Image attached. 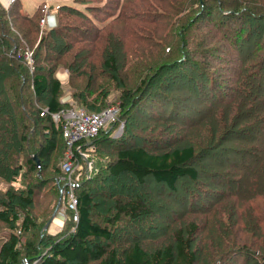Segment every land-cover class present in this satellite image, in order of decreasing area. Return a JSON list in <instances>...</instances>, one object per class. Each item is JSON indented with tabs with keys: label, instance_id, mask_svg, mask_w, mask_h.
Wrapping results in <instances>:
<instances>
[{
	"label": "trees",
	"instance_id": "obj_1",
	"mask_svg": "<svg viewBox=\"0 0 264 264\" xmlns=\"http://www.w3.org/2000/svg\"><path fill=\"white\" fill-rule=\"evenodd\" d=\"M16 2L19 0L13 4ZM75 3L61 8L90 23L85 11L92 8L83 11L80 5L85 3ZM166 5L170 10L165 16L155 10L147 12L153 9L147 0L141 6L146 12L140 17L136 10L122 4L115 6L114 14L108 13L113 21L123 23L153 24L157 18L174 17L170 27L175 29L162 39L165 44L171 42L169 37L176 40L168 47L176 56L165 54L160 62L141 66L140 72H135L136 83L130 86L123 75L126 66L118 67L121 49L117 40L107 41L111 47L104 44L100 72L109 84H102L100 89L113 86L118 91V113L115 121L99 130L92 144L112 157L108 161V157L93 153L97 156L93 159L96 172L80 176L73 187L77 221L67 210L61 230L54 235L43 227L56 208L60 189L66 192L67 188L58 180L59 175L41 174L51 162L54 166L55 153L63 156L66 151L61 123L55 122L52 115L76 105L88 112H99L107 103V93L92 90L94 78L89 71L94 68L93 61L88 64V72L80 70L85 52H75L68 64L70 102L61 101L62 83L53 74L59 64L43 70L45 67L35 60L44 46L62 52V38L79 42L81 38L70 35V31L80 28L57 25L41 36L38 50L30 51L29 66L16 56L19 52L14 29L6 12L0 9V69L6 71L0 74V177L10 184L8 190H0V228L10 230L0 245V264H198L199 260L210 264L215 259L207 256L206 250L197 258L200 230L194 221L172 232L170 244L153 251L138 240L144 237L140 238L147 228L144 222L157 209L175 218L177 210L197 212L235 196H242L246 202V215L238 229L245 242L230 249L219 261L223 263V257L232 255L234 260L241 257L242 264H264V246L259 244L258 248V244L246 241L255 232L248 224L252 226L256 219L264 221L258 207L251 204L257 199L264 202V0H168ZM39 7L31 14L17 13L23 15V21H37L41 16ZM104 26L91 27L101 34ZM81 30L84 33L85 28ZM112 35L115 34L108 38ZM148 42V38L142 40ZM5 77L15 81L18 93L14 99L19 111L4 90ZM78 77L85 80L80 82ZM122 121V133L113 138ZM140 123L150 127L151 133L131 128ZM193 131L194 139L187 143L185 136ZM170 132L173 134L167 135ZM13 152L20 154V164L14 168L9 164ZM196 162L204 163L208 169H198ZM25 168L26 172L39 173L27 177V184L22 180L23 186L14 187L17 173ZM203 176L211 179L210 184H192ZM45 187H51L54 194L53 207L45 215L41 209L33 213L38 208L35 197ZM171 200L176 207L166 205ZM128 225L134 226L137 236L124 228ZM122 231L134 236L132 243L120 235ZM210 234L204 238L205 248L206 242H211ZM229 237L232 235L225 238L226 243ZM193 244L195 249L191 248ZM216 245L220 247L222 243L209 248ZM251 245L256 248L250 249Z\"/></svg>",
	"mask_w": 264,
	"mask_h": 264
},
{
	"label": "rangeland",
	"instance_id": "obj_2",
	"mask_svg": "<svg viewBox=\"0 0 264 264\" xmlns=\"http://www.w3.org/2000/svg\"><path fill=\"white\" fill-rule=\"evenodd\" d=\"M82 1L85 3V5H80L81 10L85 11V8H92L91 10L85 11L87 14L89 13L90 23L88 22L86 23L79 16L73 13H69L68 11H66V9L61 8L64 5L73 6V4H77L75 3V0H19V3L16 2L14 4L10 0H4L3 3H0V9H3L6 12V17L10 21V27L12 26L11 29H14L12 33L15 36L16 45L18 46L17 48L19 52L16 54V56H19L22 60L24 59L25 64L29 66H30L31 59H32L30 51L34 52L41 36H44L45 34L49 33L48 31L52 30L57 25H62L65 28H72V27L80 28L79 31H76V32L70 31V35L75 36L77 38H81L79 42L71 41L72 39H69V38H67L68 40H66L65 38H62L63 48L65 50V51L61 50L62 52H58V50L54 51V50H51L49 46H44L43 49L38 51V56L36 57V60H35L37 62L35 63H38L40 66H44L45 68H43V70H46V68H50L52 64L54 63L59 64L56 66L53 74L62 83V95L63 96L61 98V101L64 98H68L67 100L68 102H70L71 89L68 84V82L70 81L68 64L70 60L73 58L75 52H85V62L80 70L86 69L87 71L89 62L93 61L92 65L94 66V68L89 71L92 77L94 78L93 79L94 85L92 87V90L96 92V89H97L98 91H101V93L103 91L104 93H107V97H106L107 103L104 105V109L107 108L108 106L117 107V104H119L118 99H117L118 91L116 92V90L113 89V86H112V89H110L108 86L100 89L102 84L106 82L109 84V81H108L109 79L106 78V75H104V73L100 72L102 71L100 69V63H101L100 51L102 47L104 46V44L107 43L108 40H111L114 43H116L115 39L117 40V47L118 48L120 47L119 49H121L120 51L121 55H118V58H117L118 67L125 65L126 67L123 73V75H125L126 77L125 80L129 83V85L134 82L136 83L137 80L135 78L136 77L135 72H140L141 66L147 67L148 65L154 64L156 62H160L161 56H164L165 54H168V55L170 54V58H173L176 56L175 52L171 53L172 50L168 51V47L170 48L172 45V42L176 40L172 37H169V40L171 42L165 44L164 40L162 39V36L165 37L168 34L169 36H171L170 34H172L173 30L175 29V27H173V29L172 27H170V23L173 21L174 17H170V18L164 17L165 14H167V12L170 10L168 6L166 5V3H168V0H164L165 3H161L160 5L158 2H154V0L152 2L150 0H147L149 1V4L151 5L153 4L152 6L153 9L147 12H153V10H155L157 12H162L164 15L163 17L157 18L156 19L157 22H153V24L134 23L132 21H131L132 24L131 22L123 23L119 19L113 21L112 16L108 15V13L114 14L116 12L115 6H117V4L119 5L122 4V7L124 5V7H128L129 9L132 8L136 10V12H138L137 16L140 17L142 15V12H146V10H144L141 7L143 2H145V0H82ZM44 2L48 6L46 7V9L42 11L40 10L42 9V7H39V6L40 4ZM59 6H60V9H59ZM37 7H39L38 9L41 11L40 13L41 16L37 21L36 20H34L33 22L23 21L21 20V16L23 15L21 14L19 15V13H17L19 10L21 13L31 14L33 13L34 10L37 9ZM148 8L151 9L150 6H148ZM93 25H97L98 27L100 26L102 27L105 25L104 26L105 30L102 31L100 34L97 32V30L91 27ZM83 28H85L84 33L81 30ZM24 30H27L28 32ZM111 33L115 35L114 36L112 35V37L108 38ZM26 34L28 35L25 36ZM86 37H89V38H86ZM144 38H148L149 42H151L152 45L149 46V42L142 43V40ZM119 39H121V43ZM114 43L112 44V46L114 45ZM106 45L111 47V45L109 44H106ZM143 46H148L149 49L146 51V49L142 48ZM23 48L26 49L24 50L25 52L22 50ZM49 51L51 53H49ZM4 71L5 70L0 69V74H3L6 72ZM78 78L80 82H83V80H85L84 77L82 78L78 77ZM4 79L6 81L3 83V86L5 88L4 90L5 91L7 90L8 98H10L13 101L12 102L13 105L19 111L18 103L14 99L16 94L18 93L17 89L15 88V85H16L15 81L11 82V78H7V77H5ZM13 80H17V79L14 78ZM103 95L106 96V94H103ZM70 104H73V103L71 102ZM73 107L78 108L77 105ZM122 123L124 126L123 121ZM119 126H120V123L118 127ZM131 128L134 130H140V131L151 133L149 132L151 131L150 127H144L143 123H140L136 126L132 124ZM121 133L122 131L120 132V134ZM3 134L4 132L2 133V136ZM120 134L115 135L113 133L112 137L117 138L120 136ZM171 134L173 133L172 132L167 133V135H171ZM195 134H196V131H193L191 133L187 132V135L185 136L187 138L186 142L190 143V139H194ZM93 138H90L88 140L85 139L84 141L88 143L82 149V152L85 153L86 157L83 158L81 156H77V158L74 159L73 166L75 168V171L70 176L73 181H76L75 178L76 176L79 177L78 175L79 173L82 177L83 175L92 176L93 173L96 172V165L93 159L94 158L97 159V156L94 157L93 153L94 155H96L95 152L97 154H101L104 156V158L108 157L107 159L108 161L112 157L110 152L99 150L96 144L94 143L92 144ZM12 155L14 157L13 156H12L13 158L11 157L12 160L9 161V164L12 168H14L20 164V161H19L20 154L17 152H13ZM63 156L61 153H55V156L52 157V160L55 159L54 166H52V162H51L47 166V169L44 171V173L42 171L41 174L45 176L49 175L51 177H56L59 175L58 180L60 182L67 181L70 178L69 175H64L61 170V164L64 161ZM88 161L90 162L91 167L87 170L86 163ZM195 165L197 166L198 169L199 168L206 169V170L208 169V167L204 166V163L202 162H196ZM77 168L79 169V171L77 170ZM52 170H54V172H52ZM25 172H26V168L24 169L23 172L20 171L17 173V179H16L17 182L14 183V187L23 186L22 180H24V182L27 184L29 182V179L27 177L33 176V174L37 175L39 173L38 171L28 172V170L26 173ZM9 174H10V171H9ZM210 182H211V179H209L206 176H203V177H200L197 181L192 182V184H196L197 186L203 187L207 185V183L210 184ZM9 186H10L9 181L7 180L5 181L3 178L0 177V190L2 191L3 190L5 191L6 189L8 190ZM47 188L48 187L41 189L40 190L41 192L38 191L39 194H37V196L35 197V203H34L36 206H38V208H34L33 213H36L34 212L35 209L37 211L41 209L43 210L44 215H45V212L49 213L51 210V207H53L54 194L53 192L51 193V187H49V190ZM64 191L65 190L62 189L61 194L59 195V197H57V202H58V199L60 198V204H59L56 216H55V218L59 219V221L61 222V225L53 226V222L50 223L46 230V232L50 235H54L61 230L63 223L69 214L67 211L69 209H67V199H66ZM214 199H217V198H214ZM251 204L255 208L258 207L260 214L264 215L263 199H257L256 201H252ZM166 205L170 207L177 206L175 203L172 202V200L167 201ZM199 210L200 211H197V212H188V210L178 212L180 210H177L176 214L178 216L173 218L174 215H170L168 211H165L164 213H162L161 210L157 209V211L155 213H152L149 219H146V221L144 222L145 224L144 227H147V228H145V232H143L144 235L140 236V238L144 236L143 239H138V240L139 241L141 240L140 243L144 246L145 249L153 251L159 247L170 244L172 242V237H173L172 232H174L176 229H184L189 221H194L196 224H198V227L200 230L199 234L197 235V238H198L197 241H199L200 243H198L196 246L198 259L200 258L202 254L207 252V256L210 255L211 259H215V261L210 264H242L243 259L241 257H237L234 260L230 258V256L232 255H228L227 258L223 257V263H221V261L219 260L225 253L229 252L230 249L236 246H240L238 244L245 242L244 240L245 238L241 237V235L238 233V229L242 227V222L246 215V202L244 198L242 196L231 197L222 202H216V203H213L212 205H208L205 208H199ZM252 213L258 214V212L254 210L252 211ZM258 221H261V219L260 220L256 219L255 222H252L253 227L250 224H248V226L252 228V231L254 230L255 232L253 234H249L251 238L246 239V241L256 243L258 244V248H260L259 244L260 245L262 244L264 246V221L259 222V224H258ZM216 224H220V225L218 227H215ZM125 227L130 233H132V235L137 236L135 234L134 226L130 227L128 225V226H124V228ZM259 228L261 229L259 230ZM220 229H224V232L223 231L221 232ZM9 232L10 230L7 228H0V245L5 240V238L8 236ZM208 232L212 233L210 234V237H209L211 242L210 244L209 242H206L207 247L205 248L203 241L206 235L208 234ZM15 233L17 234V230H15ZM229 234L232 235V237H229L230 242L226 243V241L224 240L225 238L227 240L228 236H230ZM120 235L128 239V241L131 240L130 242L132 243L134 236L129 235L128 233H125L124 231H122ZM225 235H228V236H225ZM202 242H203V247L201 249ZM220 242L222 243L220 247H217L218 245H216L215 247L217 248H214V247L209 248L213 244L215 243L219 244ZM194 247L195 246L193 244V247L191 246V248L195 249ZM251 247L252 248L250 249L256 248L252 245ZM262 251H264V249H262ZM207 260L208 258H206L204 261H207ZM35 262L36 261L32 262L31 264H34ZM23 263L29 264L28 261H24ZM198 264H201L200 260L198 261Z\"/></svg>",
	"mask_w": 264,
	"mask_h": 264
},
{
	"label": "built area",
	"instance_id": "obj_3",
	"mask_svg": "<svg viewBox=\"0 0 264 264\" xmlns=\"http://www.w3.org/2000/svg\"><path fill=\"white\" fill-rule=\"evenodd\" d=\"M10 1L14 2L16 0ZM47 6L48 5L45 4V2L42 3L41 10L43 11ZM67 99L68 98H64L62 101L64 102ZM117 113L118 108L116 106H108L99 112H88L82 108L72 107L70 109L61 110L59 113L52 115V118L55 122L61 123L62 137L66 143V151L63 156L64 161L61 164V170L64 175H69L70 177L75 171L73 162L77 156H81L83 158L86 157L85 153L82 152V149L88 144L87 142H84L85 139L88 140L95 137L100 129L115 121L117 119ZM122 128L123 123L120 122V126L117 127L114 134H120ZM79 142L82 144H78ZM86 165L88 170L91 167V164L88 161ZM77 170L79 171L78 168ZM78 175L79 177L81 176L80 173ZM79 177L76 176L75 180L77 181ZM64 185L67 188L65 192L67 199V209L72 212V220L77 221V201L73 194L75 181H73L70 177L64 182ZM61 192L62 188L60 189V194Z\"/></svg>",
	"mask_w": 264,
	"mask_h": 264
},
{
	"label": "water",
	"instance_id": "obj_4",
	"mask_svg": "<svg viewBox=\"0 0 264 264\" xmlns=\"http://www.w3.org/2000/svg\"><path fill=\"white\" fill-rule=\"evenodd\" d=\"M34 159L36 160V162L38 163V159L34 156ZM59 204H60V198L58 199V202H57V205H56V208L54 209L53 213H52V216L50 217L49 221L44 225L43 229L44 230H47L49 224L52 222V220L55 218L56 216V213H57V210H58V207H59Z\"/></svg>",
	"mask_w": 264,
	"mask_h": 264
},
{
	"label": "bare ground",
	"instance_id": "obj_5",
	"mask_svg": "<svg viewBox=\"0 0 264 264\" xmlns=\"http://www.w3.org/2000/svg\"><path fill=\"white\" fill-rule=\"evenodd\" d=\"M53 222H54L55 226H60V221L58 218H54Z\"/></svg>",
	"mask_w": 264,
	"mask_h": 264
},
{
	"label": "crops",
	"instance_id": "obj_6",
	"mask_svg": "<svg viewBox=\"0 0 264 264\" xmlns=\"http://www.w3.org/2000/svg\"><path fill=\"white\" fill-rule=\"evenodd\" d=\"M55 77H56V76H55ZM53 221H54V220H52V222H53ZM52 222H51V223H52ZM60 225H61V222H60ZM53 226H55L54 222H53Z\"/></svg>",
	"mask_w": 264,
	"mask_h": 264
},
{
	"label": "clouds",
	"instance_id": "obj_7",
	"mask_svg": "<svg viewBox=\"0 0 264 264\" xmlns=\"http://www.w3.org/2000/svg\"><path fill=\"white\" fill-rule=\"evenodd\" d=\"M4 2V0H0V3H3Z\"/></svg>",
	"mask_w": 264,
	"mask_h": 264
}]
</instances>
